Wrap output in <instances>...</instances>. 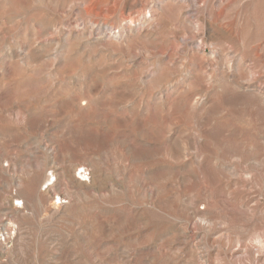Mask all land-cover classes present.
I'll list each match as a JSON object with an SVG mask.
<instances>
[{"label": "rangeland", "instance_id": "rangeland-1", "mask_svg": "<svg viewBox=\"0 0 264 264\" xmlns=\"http://www.w3.org/2000/svg\"><path fill=\"white\" fill-rule=\"evenodd\" d=\"M0 264H264V0H0Z\"/></svg>", "mask_w": 264, "mask_h": 264}, {"label": "built area", "instance_id": "built-area-1", "mask_svg": "<svg viewBox=\"0 0 264 264\" xmlns=\"http://www.w3.org/2000/svg\"><path fill=\"white\" fill-rule=\"evenodd\" d=\"M83 174H84L83 172L80 173L81 176H82Z\"/></svg>", "mask_w": 264, "mask_h": 264}, {"label": "bare ground", "instance_id": "bare-ground-1", "mask_svg": "<svg viewBox=\"0 0 264 264\" xmlns=\"http://www.w3.org/2000/svg\"><path fill=\"white\" fill-rule=\"evenodd\" d=\"M48 185V184H47ZM54 204V203H53Z\"/></svg>", "mask_w": 264, "mask_h": 264}]
</instances>
